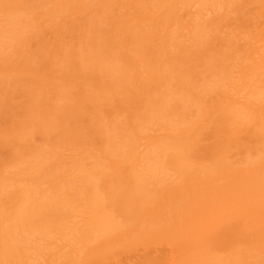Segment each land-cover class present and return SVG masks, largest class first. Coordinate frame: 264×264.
Wrapping results in <instances>:
<instances>
[{
  "label": "bare ground",
  "instance_id": "6f19581e",
  "mask_svg": "<svg viewBox=\"0 0 264 264\" xmlns=\"http://www.w3.org/2000/svg\"><path fill=\"white\" fill-rule=\"evenodd\" d=\"M0 264H264V0H0Z\"/></svg>",
  "mask_w": 264,
  "mask_h": 264
}]
</instances>
